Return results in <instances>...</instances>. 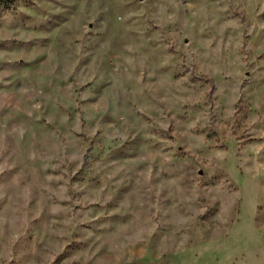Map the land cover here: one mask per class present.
Masks as SVG:
<instances>
[{"label": "rangeland", "instance_id": "obj_1", "mask_svg": "<svg viewBox=\"0 0 264 264\" xmlns=\"http://www.w3.org/2000/svg\"><path fill=\"white\" fill-rule=\"evenodd\" d=\"M0 264H264V0H0Z\"/></svg>", "mask_w": 264, "mask_h": 264}]
</instances>
